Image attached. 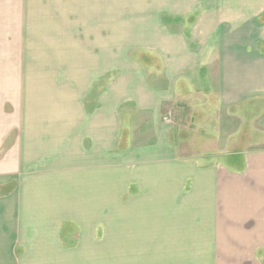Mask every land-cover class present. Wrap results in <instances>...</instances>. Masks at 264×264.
I'll list each match as a JSON object with an SVG mask.
<instances>
[{"label": "crops", "instance_id": "crops-1", "mask_svg": "<svg viewBox=\"0 0 264 264\" xmlns=\"http://www.w3.org/2000/svg\"><path fill=\"white\" fill-rule=\"evenodd\" d=\"M144 1L149 5L0 0L1 41L26 37V23L39 21L33 33L58 45L56 51L79 49L81 34L92 48H140L130 57L89 61L99 67L85 79L77 75L82 62H73L77 73L63 78L59 96L37 88L47 84L38 78L20 77L16 68L1 72L0 106L11 104L13 112L0 109V138L12 120L22 136L3 158L17 157L0 172V186H14L0 196L1 233L17 223L23 207L40 224L65 204L56 199L62 188L53 174L59 166L39 164L46 156L41 150H56V142L65 146L68 185L84 188L95 205L74 211L108 208L112 197L120 199L135 184V203L182 204L183 215L210 217L214 225L264 213V47L200 52L191 46L222 35L221 0ZM32 7L36 12L25 16ZM9 13L20 28L11 25ZM106 75L96 105L88 108L86 90ZM69 81L76 92L68 91ZM14 168L18 184L9 174Z\"/></svg>", "mask_w": 264, "mask_h": 264}, {"label": "rangeland", "instance_id": "rangeland-1", "mask_svg": "<svg viewBox=\"0 0 264 264\" xmlns=\"http://www.w3.org/2000/svg\"><path fill=\"white\" fill-rule=\"evenodd\" d=\"M109 1L112 3L116 0ZM221 1L225 25L222 35L218 33L213 39L195 41L191 46L200 52L264 47V0ZM141 3L149 5L150 2L142 0ZM36 10V7H32L31 13L24 15L29 16ZM109 15L112 17V14ZM13 16L9 13L8 17L14 29H18L21 24H14ZM126 17L128 20L129 14ZM36 23H26V37L17 39L21 36L19 33L17 38L9 41L0 40V74L11 67L16 68L20 77L31 80L38 78L39 84L47 83L45 87L40 85L37 88H45L50 93H59L60 87L65 86L63 78L67 76L70 80V75L77 73L73 62H82L83 67L77 69V75L83 74L85 79L99 67L90 66L89 61L126 58V55L138 54L140 49L129 48L127 52V48L121 46L92 48L94 43L88 41V35L81 34L79 49L56 51L58 45L43 43L45 39L33 33L40 28L39 21ZM107 80L106 75L86 90L88 108L96 105L97 94ZM67 86L70 93L76 92V84L69 81ZM2 106L13 112L11 104ZM2 106L0 109H3ZM55 120V124L60 123L58 118ZM10 123L13 124L14 120L5 122V126L11 130L7 131V136L0 138V159L3 162L0 172L9 170L6 164L16 163L15 156L3 158L7 155L5 152L16 150L17 140L22 138L17 136L18 129ZM57 134L49 135L50 139ZM46 145L42 146L46 148ZM55 146L56 150H41L46 156L40 157L39 164L45 168L59 166L60 171L53 174L56 179L60 178L62 188L56 199L65 204L56 206L52 216L40 224L34 222L33 213L23 207L22 214L16 217L17 223L9 226L10 231L0 232V264H264V213H259L257 220L242 219L232 225H214L210 217L197 216L194 219L183 215L182 204L135 203L132 197L134 192L135 195L138 193L135 184H130L120 199L112 197L108 208L74 211L95 205L90 202V197L86 199L84 188L68 185L69 177L63 169L65 146L63 142H56ZM13 171L9 174L18 184L19 171L17 168ZM114 175L118 177L117 173ZM12 187L11 183L0 186V196L12 191ZM247 215L253 217V214ZM216 227L220 230L214 229Z\"/></svg>", "mask_w": 264, "mask_h": 264}]
</instances>
